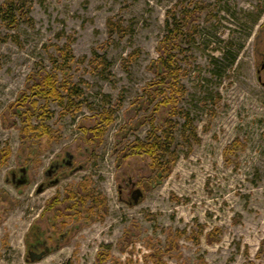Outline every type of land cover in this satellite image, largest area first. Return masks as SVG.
<instances>
[{"label": "rangeland", "instance_id": "obj_1", "mask_svg": "<svg viewBox=\"0 0 264 264\" xmlns=\"http://www.w3.org/2000/svg\"><path fill=\"white\" fill-rule=\"evenodd\" d=\"M29 1L34 27L23 20L16 29L0 25L3 36H19L0 46V151L11 152L0 166V264H264V0ZM198 5L207 10L193 23L195 42L180 55L187 93L179 107L194 119L201 143L188 155L184 118L175 117L173 148L180 157L160 181L151 157L130 155V147L152 142L150 134L162 136L163 116L142 100L156 80L150 66L159 58L167 19ZM110 22L129 33L122 37ZM69 44L75 61L55 63L57 48ZM136 50L140 56L130 64ZM41 74L80 85L82 111L66 114L51 102L54 119L45 124L58 139L38 133L24 141L13 106ZM105 109L116 112L115 122L98 141L84 129L95 127ZM68 154L77 169L59 194L88 183L103 206L69 242L34 262L27 255L29 232L55 193L40 196L37 184L52 160ZM21 166L29 181L16 188L7 178ZM138 189L143 198L135 204Z\"/></svg>", "mask_w": 264, "mask_h": 264}, {"label": "trees", "instance_id": "obj_2", "mask_svg": "<svg viewBox=\"0 0 264 264\" xmlns=\"http://www.w3.org/2000/svg\"><path fill=\"white\" fill-rule=\"evenodd\" d=\"M31 3L29 0L7 1L0 8V25L3 24L8 29H16L21 20H23L28 26L34 27L32 18H30ZM206 10L207 8L204 5H198L192 8V10H185L181 14L173 13L167 19V32L158 46L159 58L150 66L151 71L155 73L156 80L147 84L144 90L145 97L142 100H145L148 108L155 104L154 114H161L163 116L162 136L150 134L148 139H151L152 142L137 141L130 147V155L144 153L151 157L153 165L156 168V178L160 181L171 173L173 165L180 157L178 152L173 148L177 139L176 129L179 126V122L174 120L175 117L184 118L182 137L188 147V155L193 151L195 145L201 143L194 119L190 113L179 107L180 101L184 99L187 93L186 88L180 85L181 77L187 75V72L181 66L180 55L183 56L188 51L186 45L195 42L197 29L193 23ZM109 27L110 29L119 28L122 37L130 31V29L123 27L121 24L112 22L109 23ZM9 41L18 43L19 36H3L0 33V46ZM57 50L59 51V56L53 57L55 63L58 57L63 59L67 65H71L75 61L76 58L70 44L57 48ZM139 56L140 50H136L130 57V64L135 62ZM185 59L191 61L193 58ZM103 63L105 66H108L106 60H103ZM81 83L85 84L84 81H81ZM29 91H31L30 95H28V92L21 93L13 106L16 110H19L16 115H18L22 122L21 137L24 141L38 138V133H40V136L43 133V135H48L51 140H56L57 132L52 131L45 124L49 119H54V113L50 111L48 106L51 102H57L67 111L66 114L76 116L77 113L82 111V102H78V98L82 95L83 89L80 85L73 84V80L70 77L60 82L56 74H43L40 78L34 79L33 85L29 86ZM41 100L46 101L45 106H39ZM104 104V107L110 104L108 97L105 99ZM23 107L25 110H22ZM115 113L113 110L105 109L98 116L95 127L84 129L87 132L86 134L91 135L90 137L95 140H102L107 134L109 127L115 122ZM37 118L40 119L41 123L35 126L32 125V120ZM154 121L153 119L151 124L155 128ZM1 146L2 143L0 141V148H2ZM236 148H238L237 142L228 148L226 152L227 159L229 153H235ZM10 156L11 152L8 148H3L0 151V166L4 165L10 159ZM215 231L219 232V230ZM108 256L110 254H106L105 258ZM98 258L99 261H102V254Z\"/></svg>", "mask_w": 264, "mask_h": 264}, {"label": "flooded vegetation", "instance_id": "obj_3", "mask_svg": "<svg viewBox=\"0 0 264 264\" xmlns=\"http://www.w3.org/2000/svg\"><path fill=\"white\" fill-rule=\"evenodd\" d=\"M66 158L58 157L52 160L43 172L42 180L37 184L38 195H44L53 188L55 193L40 210L29 232L31 234L26 243L30 260L35 258L37 261L40 255L44 257L49 255L55 246L69 242L74 229L80 230L89 224L90 217L95 216L94 214L99 215L101 205L103 206L100 198L97 199L94 197L95 194H90L88 183L79 184L76 191L67 185L63 195L59 194L57 189L69 180L77 169L74 156L68 154ZM7 181L20 188L29 181L28 169L21 166L13 170Z\"/></svg>", "mask_w": 264, "mask_h": 264}, {"label": "water", "instance_id": "obj_4", "mask_svg": "<svg viewBox=\"0 0 264 264\" xmlns=\"http://www.w3.org/2000/svg\"><path fill=\"white\" fill-rule=\"evenodd\" d=\"M262 68L264 69V64H263V66H262ZM135 198V200H134V202H135V204H138L139 203V201H140V199L141 198H143V193H142V191L141 190H136V192H135V196H134ZM44 258V255H40L39 257H38V260H42ZM32 261H36L35 260V258L34 259H32Z\"/></svg>", "mask_w": 264, "mask_h": 264}]
</instances>
